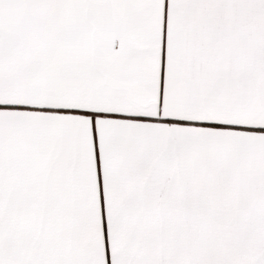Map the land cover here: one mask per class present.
<instances>
[{
  "label": "snow or ice",
  "instance_id": "snow-or-ice-1",
  "mask_svg": "<svg viewBox=\"0 0 264 264\" xmlns=\"http://www.w3.org/2000/svg\"><path fill=\"white\" fill-rule=\"evenodd\" d=\"M0 264H264V0H0Z\"/></svg>",
  "mask_w": 264,
  "mask_h": 264
}]
</instances>
